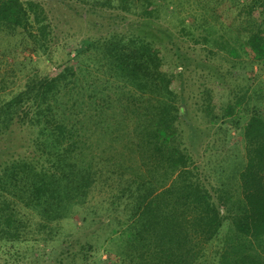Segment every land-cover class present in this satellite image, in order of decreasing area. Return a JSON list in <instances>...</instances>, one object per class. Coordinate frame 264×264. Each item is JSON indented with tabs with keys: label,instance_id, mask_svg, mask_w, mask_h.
Here are the masks:
<instances>
[{
	"label": "trees",
	"instance_id": "trees-1",
	"mask_svg": "<svg viewBox=\"0 0 264 264\" xmlns=\"http://www.w3.org/2000/svg\"><path fill=\"white\" fill-rule=\"evenodd\" d=\"M48 1L0 0V141L28 133L0 155L4 264H264V0H70L94 25L116 23L80 41L64 33L54 65ZM165 23L234 59V102L206 88L195 105L216 140L202 154L187 141L198 134L185 129ZM219 144L241 149L205 172ZM98 183L114 190L101 244L60 226Z\"/></svg>",
	"mask_w": 264,
	"mask_h": 264
},
{
	"label": "rangeland",
	"instance_id": "rangeland-1",
	"mask_svg": "<svg viewBox=\"0 0 264 264\" xmlns=\"http://www.w3.org/2000/svg\"><path fill=\"white\" fill-rule=\"evenodd\" d=\"M47 6L48 10L52 11L51 19L55 27L56 34V47L53 50V59L50 61L51 65L59 63L66 59L67 52L65 51L64 44L67 42L64 33L69 32L74 34L73 38L80 41L85 36H101L108 30L113 28L116 23L114 16L110 18H103V21L98 20L100 24L94 25L97 20L96 15L85 14L83 10L78 7L69 8L70 0H49ZM193 11L188 9L182 13L181 17L186 18L187 23L191 22V19H195ZM110 15V14H109ZM129 16V15H128ZM121 18L123 23L122 28L127 27L128 24H134L137 18L131 15ZM131 27V26H130ZM157 29V25H153ZM173 27V26H172ZM171 24L165 23L162 26L164 30H169L168 36L161 42L163 48L166 49V54L172 62V66L179 68L178 73L181 75L177 79L178 92L184 101L186 106V124L185 129L187 134L191 129H194L198 136L194 138V141L187 138L190 144L197 147V144H201L199 148V154L204 153L206 145L213 143L214 137L201 127V124L196 120L195 110L196 104H201L203 92L206 88L213 91V95L220 100L219 103L227 104L229 101L234 102V98H228L230 92L234 93L235 77L232 79L229 77V71L231 74V63L234 59L230 58L224 52H220L218 49L212 48L208 44L195 43L191 39L181 36L178 32L179 29L174 30ZM140 29L141 26H139ZM154 28V30H155ZM132 29V27L130 28ZM131 31V30H130ZM201 32V31H200ZM197 32V34H200ZM156 33V30H155ZM159 33V31H158ZM164 34V33H163ZM205 35V32H204ZM213 41V39L211 40ZM212 51V52H211ZM0 59L2 57L0 56ZM48 66V67H47ZM45 63V73L50 74L54 71V66H50ZM20 83H23L26 78V72H22L20 75ZM200 125V126H199ZM200 129H196L199 128ZM204 133V135H202ZM6 141H0V155L3 153H9L10 151H20V146L24 140L28 139V133L17 130ZM201 139V141H200ZM202 139L204 143L202 144ZM216 141V140H215ZM220 143V142H217ZM232 144V142H231ZM195 147V148H196ZM223 147L219 144L218 148L210 149L207 153V164L205 160L200 159L201 168L209 171L210 167L216 163L227 160L229 153H234L241 149ZM216 162V163H215ZM106 171V170H105ZM109 171V170H108ZM107 171V172H108ZM107 172L105 177L100 182L106 181ZM111 183V182H109ZM110 188L98 183L88 195V202L83 207L77 208L76 216L72 220L61 223V228L66 231V234L73 232L75 238L82 241H92L96 244H101L108 234V228L106 218L108 210H106V204L113 199V191ZM121 214H119V217ZM89 218V221L85 224L83 218ZM105 257V256H104ZM4 260L0 255V264H4Z\"/></svg>",
	"mask_w": 264,
	"mask_h": 264
}]
</instances>
